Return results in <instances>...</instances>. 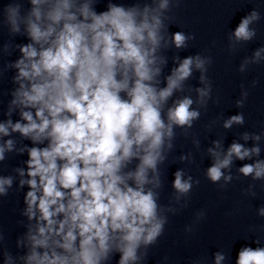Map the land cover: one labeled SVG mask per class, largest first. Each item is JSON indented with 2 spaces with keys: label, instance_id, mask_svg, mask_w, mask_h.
<instances>
[{
  "label": "clouds",
  "instance_id": "obj_1",
  "mask_svg": "<svg viewBox=\"0 0 264 264\" xmlns=\"http://www.w3.org/2000/svg\"><path fill=\"white\" fill-rule=\"evenodd\" d=\"M101 2L27 0L30 7L25 8V0H9L0 10V24L9 36L28 40L15 45L10 40L0 48L2 55H11L13 48L20 53L0 67V77L15 69L14 87L0 93L11 96L8 118L0 121V164L9 153L27 154L25 166L12 169L17 175H0V198L9 196L17 177L15 190L28 189L25 207L19 209L27 222L17 221L26 230L15 241L16 255L0 230L3 264H113L117 255L116 264H147L149 249L164 235L169 215L186 208L190 193L200 184L177 170L169 203L159 202L165 176L161 166L174 148L176 129L185 137L193 135L199 109H206L213 92L210 55L182 60L176 55V66L164 75V52L187 49L196 39L184 31L169 32L176 19L173 10L182 0H135L130 5L107 0L105 10L98 11ZM260 19L253 9L240 20L228 37L229 52L256 37L252 25ZM261 61L264 47L245 58L239 71ZM194 71L203 85L195 89L197 98L173 99L177 93L193 91L185 85ZM257 83L254 80L252 86ZM248 95L242 91L236 106L242 108ZM16 112L19 119L13 121ZM244 122L239 113L225 120L223 128ZM17 133L31 146L14 139ZM242 139L256 143L249 148L234 141L225 151L216 140L207 149L213 162L205 177L220 190L233 180L234 159L260 156V134L246 132ZM199 143L193 139L197 149ZM179 159L194 162L191 153ZM238 172L264 181V160L246 163ZM244 194L255 196V184ZM205 214L198 211L185 232L192 233ZM257 215L264 217V206ZM254 243L256 247H240L235 264H264L261 239ZM230 260V250L214 254V264Z\"/></svg>",
  "mask_w": 264,
  "mask_h": 264
}]
</instances>
